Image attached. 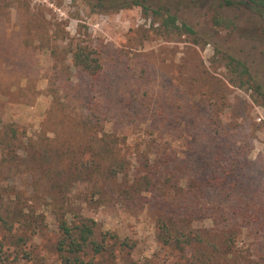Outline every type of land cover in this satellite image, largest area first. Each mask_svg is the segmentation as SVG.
I'll use <instances>...</instances> for the list:
<instances>
[{"label":"rangeland","instance_id":"rangeland-1","mask_svg":"<svg viewBox=\"0 0 264 264\" xmlns=\"http://www.w3.org/2000/svg\"><path fill=\"white\" fill-rule=\"evenodd\" d=\"M140 1L160 14L132 0H0V130L6 127L9 134L17 127L20 154L9 162L12 169L0 167V199L9 192L14 208L36 219L43 216L39 228L44 229L30 241L32 256L14 258V264H59L53 247L58 234L55 201L22 147L30 141L49 149L73 143L61 131L70 121L56 99L63 100L69 90L84 98L71 109L74 116L87 110L86 96L102 100L108 114L105 129L117 126L123 132L125 140L119 138L118 147L133 162L157 145L166 148L181 162L180 187L189 170L210 171L204 170V153L221 136L227 144L224 157L242 160L264 204V99L231 81L224 57L228 53L244 61L264 92V15L245 2L217 9L234 22L226 28L212 22L217 0ZM166 13L192 25L197 37L160 32ZM79 42L97 49L103 64L90 88L71 64V50ZM153 126L167 130L158 136L149 131ZM81 157L87 159L88 153ZM65 190L68 220H94L95 240L102 246L99 253L86 251L83 264H191L209 249L215 256L218 247L223 251L219 262L264 264L263 234L234 224L219 230L213 214L192 222L191 232L200 229L204 234L176 241L161 229L159 206L148 194L131 202L108 189L99 200L81 179ZM213 194L207 196L208 204L215 203ZM178 210L185 208L179 204ZM168 212L165 208L164 215ZM203 263L216 264L211 258Z\"/></svg>","mask_w":264,"mask_h":264},{"label":"trees","instance_id":"trees-1","mask_svg":"<svg viewBox=\"0 0 264 264\" xmlns=\"http://www.w3.org/2000/svg\"><path fill=\"white\" fill-rule=\"evenodd\" d=\"M217 1L212 16V22L217 26L233 27V20L223 16L219 10L240 2L252 4L264 15V0ZM132 3L141 5L145 9L150 8L140 0H132ZM150 9L153 14H160L158 8ZM157 29L160 32H171L180 36L197 37L198 34L192 25L179 22L178 18L170 13L161 17ZM224 57L231 81L239 87L247 85L264 99L262 86L251 74L246 63L228 53H224ZM71 64L78 72L81 83L88 88L89 85H94L103 69L100 52L89 44L80 42L71 50ZM74 92L65 91L62 95L63 100L56 98L59 107L68 113L67 119L70 121V125L66 127L64 124L61 131L73 143L61 144L59 148L62 149H49L46 144L43 148L37 142L30 141L31 144L22 147L26 160L33 161L35 169L43 176L42 181L47 183L46 189L51 199L57 204L53 206L58 233L54 238L53 247L59 264H83L82 258L86 251L99 253L102 250L101 244L95 240L94 220L80 216L77 221L71 223L66 216L68 210L64 206L68 204L69 198L65 188L68 183L79 179L96 190L99 200L107 197L108 189L114 191L116 196L131 202L140 199L138 197L143 193L150 195L161 212L159 217L161 229L171 237L174 236L173 240L176 241H180V236H187L186 239L189 240L192 234L196 236L204 234L206 231L200 229L196 230L195 234L192 233L191 225L193 221H200L205 213L215 215L219 230L234 224L238 227L245 226L254 234L264 235V204L259 200L255 189V177L246 170L238 157L229 159L224 157L227 144L222 142L221 136L214 137L204 153L202 164L204 170L210 168V171L204 174H192L189 170L188 175L185 176L184 186L180 187L177 181L179 171L182 169L181 162L171 156L166 148L157 145L151 152L139 153L133 162V157L123 153L118 147L119 138L125 140L123 132L117 126L110 131L105 129L103 119L108 114L101 105L102 100L95 96L94 98L86 96L87 110L74 116L72 110L75 109V102L80 98L75 96ZM80 99L84 100L83 97ZM163 126L165 125L162 124L160 127ZM5 128L0 130V142L4 141V146L2 150L0 149V167L12 169L9 162L13 163L20 157L15 141L17 127L11 128L9 134L4 130ZM174 129L179 130V128ZM166 130L158 126L149 129L152 133L156 131L158 136ZM82 153H88V158L83 159ZM211 193H214L215 203L208 204L207 196ZM4 195L0 199V264H14V258L32 256L30 241L34 235L43 233L44 229L39 228L43 223V216L39 215L36 219L31 216L32 214L26 215L21 208H14L15 200L11 198L9 192ZM179 204L184 206L183 212H179ZM165 208L169 211L168 215L166 214L169 218L164 215ZM178 214L180 215L178 221L171 219ZM229 239L230 237L227 236L226 240ZM216 249L215 256L211 255L209 249L205 253L206 257L202 254L198 255L191 264L193 262L204 264L206 258H211L216 264H241L230 261L219 262L223 251L219 247Z\"/></svg>","mask_w":264,"mask_h":264}]
</instances>
